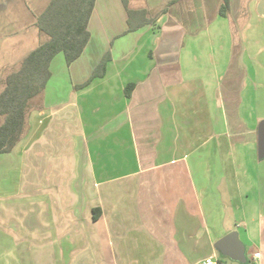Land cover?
Returning a JSON list of instances; mask_svg holds the SVG:
<instances>
[{"label": "crops", "instance_id": "crops-1", "mask_svg": "<svg viewBox=\"0 0 264 264\" xmlns=\"http://www.w3.org/2000/svg\"><path fill=\"white\" fill-rule=\"evenodd\" d=\"M50 1L0 0V82ZM259 1L221 16L222 0H96L83 53L53 59L26 135L0 153V264H222L224 182L264 264Z\"/></svg>", "mask_w": 264, "mask_h": 264}, {"label": "trees", "instance_id": "trees-1", "mask_svg": "<svg viewBox=\"0 0 264 264\" xmlns=\"http://www.w3.org/2000/svg\"><path fill=\"white\" fill-rule=\"evenodd\" d=\"M123 2L128 5V0ZM95 3L96 0H51L38 17L39 45L20 63L10 67L0 82V153L11 152L26 135L31 100L45 92L52 76L53 59L63 52L67 64L71 65L83 53L91 36L89 22ZM230 12L231 0H222L219 14L228 16ZM133 13L129 10L130 18ZM155 20L144 19L140 24L153 23ZM130 24L134 28L132 22ZM109 59L110 53L104 56L93 75L79 88L89 85L96 77L104 76ZM133 87L132 84L126 88L128 94ZM94 211H99L98 215L95 214V217H99L102 210L95 208ZM222 257L231 260L219 253L220 260H223Z\"/></svg>", "mask_w": 264, "mask_h": 264}, {"label": "water", "instance_id": "water-1", "mask_svg": "<svg viewBox=\"0 0 264 264\" xmlns=\"http://www.w3.org/2000/svg\"><path fill=\"white\" fill-rule=\"evenodd\" d=\"M257 10L264 14V0H260ZM258 155L259 158H264V120L258 126ZM215 248L222 255L229 257L231 260L241 264H255L251 262L247 256V248L241 240L238 231H231L215 242Z\"/></svg>", "mask_w": 264, "mask_h": 264}, {"label": "rangeland", "instance_id": "rangeland-1", "mask_svg": "<svg viewBox=\"0 0 264 264\" xmlns=\"http://www.w3.org/2000/svg\"><path fill=\"white\" fill-rule=\"evenodd\" d=\"M1 118V117H0ZM264 120V119H263ZM1 121H2V118H1V120H0V123H1ZM262 121V120H261ZM222 189H223V193H224V196H225V198H226V206H227V210H228V215L226 216V220H225V225L224 226H222V227H224L225 229H227L229 232H231V230H233V231H238L239 232V234H240V237H241V239H244V234H243V231H244V224H242V218L240 217V215H236L235 214V210L233 209V204L232 203H230L228 200H227V194H228V185L227 184H225V182H224V184H223V186H222ZM253 251L252 250H249V251H247V253H248V258H249V260L250 261H252L253 260V256H250V254L252 253ZM209 259V258H208ZM222 259L223 260H225L224 262H222V264H239L238 262H234V261H231V260H228L227 258H223L222 257ZM221 262V261H220ZM210 264V263H209Z\"/></svg>", "mask_w": 264, "mask_h": 264}, {"label": "built area", "instance_id": "built-area-1", "mask_svg": "<svg viewBox=\"0 0 264 264\" xmlns=\"http://www.w3.org/2000/svg\"><path fill=\"white\" fill-rule=\"evenodd\" d=\"M256 255H257V254H256ZM205 263L209 264V263H213V262H212L211 259H207V260L205 261Z\"/></svg>", "mask_w": 264, "mask_h": 264}]
</instances>
